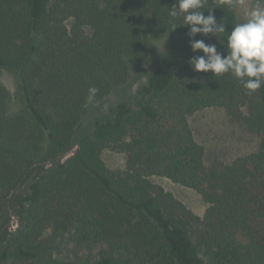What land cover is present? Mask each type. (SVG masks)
<instances>
[{
	"label": "trees",
	"instance_id": "trees-1",
	"mask_svg": "<svg viewBox=\"0 0 264 264\" xmlns=\"http://www.w3.org/2000/svg\"><path fill=\"white\" fill-rule=\"evenodd\" d=\"M176 3L0 0V68L20 93L12 106L0 82V264H264V86L246 94L231 74L160 66L84 126L146 63L151 42L188 33L182 15H168ZM210 10L226 54L236 15L221 0H207ZM208 108L256 137V149L207 164L188 117ZM105 149L125 155L124 170L106 167ZM152 176L197 192L204 215Z\"/></svg>",
	"mask_w": 264,
	"mask_h": 264
},
{
	"label": "rangeland",
	"instance_id": "rangeland-1",
	"mask_svg": "<svg viewBox=\"0 0 264 264\" xmlns=\"http://www.w3.org/2000/svg\"><path fill=\"white\" fill-rule=\"evenodd\" d=\"M253 4L254 0H243V3L240 0H234V5L231 7L238 23L245 21ZM86 32L90 33L88 29ZM194 39H202L206 44H217L219 41L217 37L211 35L208 37L197 35ZM150 49L146 63L133 66L126 83L93 106L85 118V127H88L95 119L108 115L111 108H114L119 102L128 101L134 97L136 91L146 83L148 75L158 67L183 64L198 53L191 51L187 33L178 35L173 31L167 33L159 41L151 42ZM176 53H181V55L174 57ZM0 82L7 88L12 106H16L20 98L16 74L10 69L0 68ZM188 121L195 139L204 148L207 164L214 160L230 163L237 157L254 151L257 147V138L246 134L238 126L232 124L222 109L208 108L197 111L188 117ZM101 158L110 171L125 169L126 158L122 153L105 149ZM150 180L161 186L166 192L171 193L195 215H204L207 204L194 190L174 184L159 176H152ZM14 224L16 223L13 219L10 226Z\"/></svg>",
	"mask_w": 264,
	"mask_h": 264
},
{
	"label": "clouds",
	"instance_id": "clouds-1",
	"mask_svg": "<svg viewBox=\"0 0 264 264\" xmlns=\"http://www.w3.org/2000/svg\"><path fill=\"white\" fill-rule=\"evenodd\" d=\"M221 2L234 5V0ZM240 2L243 3V0ZM206 3L207 0H177L168 12L173 19L182 15L181 26H188L191 51L203 53L190 58L189 65L195 72H211L214 77L231 74L241 82L247 90L246 94L256 92L264 86V0H254L245 21L237 23L227 34L226 54L218 52L216 44L194 39L197 35L220 38L226 31L225 25L217 22L211 10L207 16L201 11ZM88 92L87 101L91 103L98 89L92 87Z\"/></svg>",
	"mask_w": 264,
	"mask_h": 264
},
{
	"label": "built area",
	"instance_id": "built-area-1",
	"mask_svg": "<svg viewBox=\"0 0 264 264\" xmlns=\"http://www.w3.org/2000/svg\"><path fill=\"white\" fill-rule=\"evenodd\" d=\"M16 228H17V225L14 224V225H11L9 229H10L11 231H15Z\"/></svg>",
	"mask_w": 264,
	"mask_h": 264
}]
</instances>
